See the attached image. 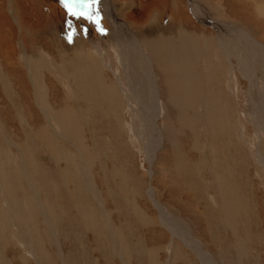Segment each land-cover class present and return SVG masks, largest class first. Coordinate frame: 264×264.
Wrapping results in <instances>:
<instances>
[{
	"label": "rangeland",
	"instance_id": "obj_1",
	"mask_svg": "<svg viewBox=\"0 0 264 264\" xmlns=\"http://www.w3.org/2000/svg\"><path fill=\"white\" fill-rule=\"evenodd\" d=\"M96 11L0 0V264H264V0Z\"/></svg>",
	"mask_w": 264,
	"mask_h": 264
},
{
	"label": "bare ground",
	"instance_id": "obj_2",
	"mask_svg": "<svg viewBox=\"0 0 264 264\" xmlns=\"http://www.w3.org/2000/svg\"><path fill=\"white\" fill-rule=\"evenodd\" d=\"M195 2V1H194ZM109 4V3H108ZM195 6V5H194ZM113 11V10H112ZM194 13H197L198 15H200V13H201V11H200V13L198 12V9L197 8H195V12ZM205 13V12H204ZM115 14H116V12H115ZM195 15V14H194ZM204 16H206V15H204ZM200 17H201V19L202 20H206V22L208 21V20H210V19H207L206 17H203V15H200ZM208 17V16H207ZM115 20V26H117V27H119L120 28V30H122L123 29V26H124V24L121 22V20H120V18L118 17V15H115V18H114ZM212 20H210V22H211ZM203 22V21H202ZM209 22V23H210ZM213 24V23H212ZM225 27V26H224ZM242 32V31H241ZM126 35V34H125ZM133 35V34H132ZM130 33H128V36H127V40H128V42H127V44L130 46V45H132V49L131 48H129V47H127V46H123L122 44H121V41L117 44V45H119L118 46V48H119V51H120V54L122 55V58H123V61H124V64L128 67V69L129 70H131V73H133L134 75H131L132 77L133 76H135V73H137V71H136V66H135V62H136V59H134V55L131 53V52H133V53H135V55L136 54H138V53H140V56H141V60H145V62L146 63H148L149 64V67H150V69L148 68V71L147 72H141L140 71V74L142 73V77H146L145 79L146 80H142L141 82H140V87H139V89H140V91H136L135 89L136 88H134V86H132V89L131 90H133V94L134 95H137V96H139L138 98H136V97H134V98H136L138 101H140V103H141V105H142V108H144L145 107V110L146 109H152V110H158L159 111V106H158V102H157V100H158V95H157V89L155 88V85H154V83H153V81H152V76H153V70H152V66L150 65V62H149V60L146 58V57H144L142 54H141V51L139 50L140 48L138 47V45L136 44V42H133V40H130V39H134V37L132 36ZM154 35V34H153ZM163 39H164V37H163ZM162 39V40H163ZM157 40V39H156ZM152 41H155V40H152ZM161 41V40H160ZM168 41V40H167ZM170 41H171V39H170ZM172 42V41H171ZM170 42V43H171ZM165 43H168V42H165ZM155 44H157V43H155ZM257 44V43H256ZM148 45V44H147ZM152 45V44H151ZM160 45V44H159ZM172 45V44H171ZM255 45V44H254ZM156 46V45H155ZM158 46V45H157ZM164 46V45H163ZM167 46V45H166ZM152 47V46H151ZM158 47H160V46H158ZM256 47V46H255ZM261 48V47H260ZM264 48V47H263ZM129 49H131V50H133V51H129ZM161 49V48H160ZM180 49V48H179ZM262 50V49H261ZM158 51V50H157ZM161 52V51H160ZM173 52V51H172ZM264 52V51H263ZM162 53H163V51H162ZM169 53V52H168ZM167 54V53H166ZM165 54V55H166ZM153 55V54H152ZM162 55V54H161ZM164 55V54H163ZM174 55V54H173ZM172 55V56H173ZM262 55V54H261ZM173 58V57H172ZM137 59H139V58H137ZM163 59V58H162ZM42 60V59H41ZM33 62V65L36 67V70H37V68H39V62H41V61H39V60H33L32 61ZM158 62V61H157ZM163 62H165V61H163ZM176 62H177V66H179V68H177V70L175 71V69H171L170 68V66H168L167 64H164V69L166 70V73H167V77H168V79L170 78L171 80H174L175 78H177L178 80L179 79H182V68L183 67H185L184 66V61L182 62V59L180 58V59H176ZM170 63V62H169ZM145 64V63H144ZM160 64H161V62H160ZM125 67V66H124ZM95 68H96V70H97V72H100V70H99V68H98V66L97 65H95ZM165 75V74H164ZM130 78V77H129ZM138 78V77H137ZM139 79H140V77H139ZM144 79V78H143ZM167 79V78H166ZM170 79H169V81H170ZM177 79H176V82H177ZM169 81L167 82V84H169ZM133 82V81H132ZM173 82V84H174V81H172ZM136 83V82H135ZM178 83V82H177ZM129 85H132V84H129ZM171 85V84H170ZM169 85V86H170ZM180 85V84H179ZM171 87V86H170ZM175 87V86H174ZM173 87V88H174ZM179 87V86H178ZM169 88V87H168ZM138 89V90H139ZM171 89H172V87H171ZM109 92V91H108ZM108 92H106V93H108ZM172 92H174V91H172ZM115 93V92H114ZM133 95V96H134ZM178 95V94H177ZM147 98H148V101H147ZM150 102L152 103V104H150ZM148 107V108H147ZM148 111V110H147ZM155 113V112H154ZM157 113V112H156ZM146 116V115H145ZM62 117V116H61ZM155 118V117H154ZM147 120V119H146ZM149 123V122H148ZM153 123V122H152ZM190 239V238H189ZM190 241V240H189ZM197 249H199V248H197ZM206 256V255H205ZM202 257V256H201Z\"/></svg>",
	"mask_w": 264,
	"mask_h": 264
},
{
	"label": "snow or ice",
	"instance_id": "obj_3",
	"mask_svg": "<svg viewBox=\"0 0 264 264\" xmlns=\"http://www.w3.org/2000/svg\"><path fill=\"white\" fill-rule=\"evenodd\" d=\"M99 2L100 0H61L69 16L83 18L97 25H99V13L96 11V6ZM94 12L95 15H93Z\"/></svg>",
	"mask_w": 264,
	"mask_h": 264
}]
</instances>
